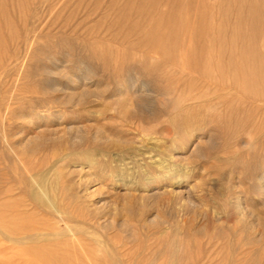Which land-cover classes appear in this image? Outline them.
<instances>
[{
	"label": "rangeland",
	"instance_id": "374dc122",
	"mask_svg": "<svg viewBox=\"0 0 264 264\" xmlns=\"http://www.w3.org/2000/svg\"><path fill=\"white\" fill-rule=\"evenodd\" d=\"M40 1L0 43V194L108 264H264V146L198 110L238 90L185 64L158 82L106 67L83 45L123 49L112 0Z\"/></svg>",
	"mask_w": 264,
	"mask_h": 264
},
{
	"label": "bare ground",
	"instance_id": "6f19581e",
	"mask_svg": "<svg viewBox=\"0 0 264 264\" xmlns=\"http://www.w3.org/2000/svg\"><path fill=\"white\" fill-rule=\"evenodd\" d=\"M31 1L0 0V43L6 39L4 29L14 31L13 11ZM116 3L112 0L108 7L116 10L119 27L112 44L123 49L101 50L104 41H88L83 45L88 58L106 67L134 64L130 68L137 74L157 82L166 77L168 67L179 64L207 78L215 71L238 94H221L211 101L203 96L206 103L201 102L198 110L221 117L227 130L242 126L248 143L264 146V0H126L119 8ZM126 51H133L131 57ZM136 53L141 54V63L135 62ZM234 114L243 116L242 122H233ZM33 219L34 213L20 209L9 190L0 194V264H108L78 239L55 234L63 239L52 240L48 222L41 220L45 229L38 223L34 228Z\"/></svg>",
	"mask_w": 264,
	"mask_h": 264
}]
</instances>
